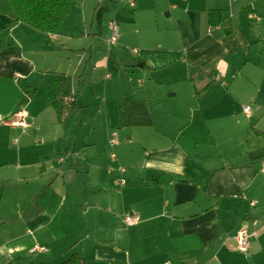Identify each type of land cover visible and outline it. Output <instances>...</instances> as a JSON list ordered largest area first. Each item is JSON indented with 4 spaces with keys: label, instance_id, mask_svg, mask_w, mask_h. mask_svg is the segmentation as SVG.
<instances>
[{
    "label": "crops",
    "instance_id": "1",
    "mask_svg": "<svg viewBox=\"0 0 264 264\" xmlns=\"http://www.w3.org/2000/svg\"><path fill=\"white\" fill-rule=\"evenodd\" d=\"M120 1L122 17L111 14L104 25L105 4L97 29L86 25L82 2L79 19L70 9L59 30L46 33L17 21L0 0V197L18 181L33 206L0 204V264H57L73 252L83 264H264V158L248 156L264 145L256 131L264 133V93L253 92L264 90V63L257 59L252 73L234 56L250 39L262 40L264 7L259 0ZM102 38L112 47L94 57ZM55 72L80 105L77 127L97 83L100 102L84 112L91 121L83 122L80 146H65L71 162L55 157L57 139L50 152L22 159L31 148L15 146V136L33 127L28 106L40 89L47 99ZM22 96L25 106L17 104ZM17 109L27 127L8 123ZM96 132L103 140L89 141ZM14 150L17 161L9 159ZM126 213L135 223L125 224ZM239 229L249 235L245 251ZM34 245L46 251L31 252Z\"/></svg>",
    "mask_w": 264,
    "mask_h": 264
},
{
    "label": "rangeland",
    "instance_id": "2",
    "mask_svg": "<svg viewBox=\"0 0 264 264\" xmlns=\"http://www.w3.org/2000/svg\"><path fill=\"white\" fill-rule=\"evenodd\" d=\"M243 0H236V4L241 2ZM82 2H84L82 11L84 12V18L87 20L86 25H90V22H93L94 28L97 29L98 25V15L100 14L101 10L103 9L104 5H109L110 13H108V9L103 11L105 15V19L103 20V24L105 25L108 23V19H113L111 14H115L116 12L120 13V16L122 17V1L120 0H72L71 4V13H72V19L75 18L79 19V15L81 13V6ZM264 3L259 0L258 6L259 8L263 9ZM248 10H245L244 16L239 20L238 23L243 26L244 28H247V25L249 23ZM163 16L165 17V13L162 12ZM261 17V16H260ZM160 24H164L167 21L160 18ZM262 19V18H260ZM70 20V19H69ZM119 21V20H118ZM117 22V21H116ZM120 22V21H119ZM245 23V26H244ZM121 24V22H120ZM168 24V23H167ZM228 24H225V28ZM260 29H261V35L262 40L260 41H254L250 39V46L248 47H237V55H234L238 58V63H241L244 61L245 68L249 67L251 68L252 73L257 72V67H255V63L257 62V59H260V65L264 63V19L260 21ZM112 46L109 45V42H106L104 38L99 39L97 43V47L94 51V57L100 56V53H106L108 54V51L110 50ZM71 59L75 60V55L71 54ZM248 59V60H247ZM257 64V63H256ZM104 75L102 74L103 78H99V81L101 80V85L104 81ZM259 88V85L255 86V94H263L264 90L263 88L259 91L257 90ZM96 89H99L96 93L98 94L97 97L92 98V95L90 93H87V99L92 102V104L89 107H84L81 109V116H80V123L79 127L76 126L75 121L77 119V110H74L66 119L64 123H58L55 118V114L53 112V109L48 105L46 96L44 97L42 94V89H40L39 93L34 96V101L29 104L28 110L31 112V114L37 115V120L33 121V127L29 129V132H25L23 136L20 135V133L16 134L15 136V146L28 143L30 145L31 150L29 152H24L21 154L22 159H33L35 157H38L40 152L48 153L51 151V148H54L53 141L57 139L58 144H56L55 148V157L62 156L65 159V163L71 162L73 157L75 155L72 153L70 156L68 152L65 150V146L67 145L68 150L71 151L72 145L74 143H77L78 146H80L83 137L86 134H82L84 132V126L83 122H86L87 120L91 121V118L89 116H85L84 112L89 110H94L98 103L100 102V96L102 93V89L99 83L96 84ZM41 94V95H40ZM25 106V104H22ZM48 109V110H46ZM40 128H39V127ZM78 128V129H77ZM29 133V134H28ZM102 139L103 140V132H96L95 134H92L89 137V141L92 139ZM40 139H42L41 142H38ZM53 143V144H52ZM69 151V152H70ZM17 151H13V154L11 158L14 161H17L19 158V155L16 154ZM51 167H56L55 163L51 164ZM11 173L13 175H17L18 171L12 167ZM61 178V177H60ZM61 184V179H60ZM25 186V183H21L18 181H14L11 183L10 187V193L7 195L4 193V197H0V204L1 206L9 205L13 207H17V205H22L23 208L25 206L29 208H33L32 202L24 198V194L20 193L23 191V188ZM62 186V185H61ZM2 188L0 187V194H1ZM5 191V190H4ZM2 211L0 209V215ZM3 214V213H2ZM16 215L13 216L14 219H16ZM26 229V228H25Z\"/></svg>",
    "mask_w": 264,
    "mask_h": 264
},
{
    "label": "trees",
    "instance_id": "3",
    "mask_svg": "<svg viewBox=\"0 0 264 264\" xmlns=\"http://www.w3.org/2000/svg\"><path fill=\"white\" fill-rule=\"evenodd\" d=\"M17 21L42 32L59 30L70 13L72 0H6ZM2 54L0 47V55ZM207 85L204 90H208ZM48 103L54 109L56 119L62 123L70 113L80 108L75 95H70L65 88V75L55 72L47 93ZM264 136V133L256 130ZM249 159L264 158V145L249 153ZM57 264H83L82 256L73 252Z\"/></svg>",
    "mask_w": 264,
    "mask_h": 264
},
{
    "label": "built area",
    "instance_id": "4",
    "mask_svg": "<svg viewBox=\"0 0 264 264\" xmlns=\"http://www.w3.org/2000/svg\"><path fill=\"white\" fill-rule=\"evenodd\" d=\"M130 4L133 5L132 0H129ZM112 26V34L110 37V43H112L115 40L116 32H117V26L111 24ZM9 124L13 126L18 127H27L28 123L26 122V112L23 109H17L13 112L11 119L8 121ZM113 143V141H111ZM112 156H114L112 154ZM262 168L264 170V162L262 163ZM120 171L123 170L122 167L119 168ZM118 181L122 184L125 182L124 178H119ZM136 221V215L132 213H126L124 215V222L126 225H131L135 223ZM236 240L238 243V249L240 251H245L248 247L249 242V235L244 229H239L236 233ZM31 252L39 251L44 252L46 251V247L43 245H34L30 248Z\"/></svg>",
    "mask_w": 264,
    "mask_h": 264
},
{
    "label": "water",
    "instance_id": "5",
    "mask_svg": "<svg viewBox=\"0 0 264 264\" xmlns=\"http://www.w3.org/2000/svg\"><path fill=\"white\" fill-rule=\"evenodd\" d=\"M139 62H143L141 59H139V60H137V63H139ZM26 97L25 96H22V98L18 101V105H20V104H22V103H24V102H26Z\"/></svg>",
    "mask_w": 264,
    "mask_h": 264
},
{
    "label": "clouds",
    "instance_id": "6",
    "mask_svg": "<svg viewBox=\"0 0 264 264\" xmlns=\"http://www.w3.org/2000/svg\"><path fill=\"white\" fill-rule=\"evenodd\" d=\"M175 171L179 172V171H181V169L180 168H176Z\"/></svg>",
    "mask_w": 264,
    "mask_h": 264
}]
</instances>
